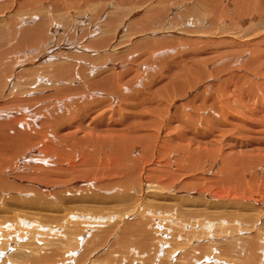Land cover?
<instances>
[{
    "label": "rangeland",
    "instance_id": "374dc122",
    "mask_svg": "<svg viewBox=\"0 0 264 264\" xmlns=\"http://www.w3.org/2000/svg\"><path fill=\"white\" fill-rule=\"evenodd\" d=\"M200 4L202 5V9L199 8L201 11L196 6ZM236 4V0H0V62L3 61L0 67L2 68V70H4L3 73H5L4 75L0 73V80L4 81H2V83H4V85L2 84L4 87H1V89H4V93H2L4 95L0 94V122H4L7 120L8 122H10L11 120L17 119L20 125H18L15 133L18 136L21 135L20 132L25 133L24 131H26L25 134L27 135L29 134V132H31V134L28 136L37 138L39 131H45L42 127V123L45 121L44 119L49 118L47 115H45L49 114L47 109L41 108L43 100L45 101L44 103H54L53 105H56L57 102L59 103V106L62 105V108L65 107V109H68L70 112H73V110H70V107L73 106H69V103L72 102L68 101H73L74 104L76 102H79L81 108L88 106L85 109H89V106L92 105L96 106L95 104L96 102H99V100L102 101L111 98L113 101V95L110 97L111 94L109 95L107 91H105L107 93H105L104 91H98V88L94 89L95 92H90L91 95L93 93L94 94L92 96L89 94V97H87L86 99H84V94L82 93L85 92L84 88L89 82H92L93 80L95 81L97 79L98 82H100V80L108 76L109 78L107 79V81H103H106L109 83V85L113 86H115L118 82L117 87L121 91L123 97L130 98V96L133 95L134 92L138 93L143 89H145L143 92H148V94H150L151 91L153 89H157L159 84L163 81L162 71L164 70L163 68L166 67V64L173 66V63L175 61L177 62L183 59V56L185 55L190 56L194 52L199 53L201 56L203 55L205 58L213 57L214 59H211L212 62H217V65L213 64L212 62H209L208 65H203L204 68H206L205 70H208L207 72L209 74V79L203 80L205 82H197L196 86L198 87L199 91L203 89L205 90L206 86L211 83L219 82L228 74L241 75L245 77V86L257 85L256 88H258V90L252 96V100H250V102L251 104H253L252 107H260V104H264V51H258L254 54L246 51L242 55H234L235 52L237 53V51H240V49H237L234 53L231 52L227 55L226 53H224V56H222L221 52L217 51L222 48L221 45L216 47L211 46L216 44V42L218 44V42L221 40L242 41V43L259 41L264 46V19H261L260 16L256 15L255 13H253L251 17L249 16L241 18L239 16V9H237L239 6L238 4ZM39 22L45 23L46 27L44 26V28L46 32L45 37L41 41L42 43H39L36 47L33 42H30L28 44L25 43V45L24 43H20L17 39L11 37V32L14 31L12 28H14L15 30L17 29L18 32L21 33L23 29H29ZM231 49L232 47H228V51H231ZM46 55L48 57L43 60L42 57ZM249 55L251 57L253 56V58L255 59H258V62L253 65V67H248V64L250 62L249 60L251 58ZM216 56L221 57L216 60ZM233 57H235L236 59ZM259 61H261L260 63L263 64L261 65ZM58 63H72L73 67H75L74 72H77V74H80V69L85 70L88 77H86V80H82L80 76H74L73 73H71L74 79L72 78L73 81H70V83L67 82V84L71 86L80 87V89H82V92L80 90L77 94L76 91H74L75 93L67 96V98L65 96V98H45L47 92L51 91L50 93H53L56 87L66 85L65 81L58 84L55 83L54 86L49 83L51 81L49 79L48 81H46L47 79L41 81V76L44 78V76L47 75L43 72L45 68H50L51 66H55ZM217 69L225 70V72H223L222 75L221 73L220 75H215ZM28 71H35V74L29 73V75L27 74ZM114 73L123 74L124 78L122 79V82H120L119 80L116 82H112V80L115 81L111 78L113 77ZM26 74L29 76H26ZM120 74L119 76H121ZM38 77H40L41 80L38 81ZM146 86H148L147 88H149L151 91L147 90V88H145ZM206 91L207 92L206 95H204V98L213 93L210 90ZM37 94L39 96H37ZM79 94L82 96L78 97ZM213 94L215 95V93ZM23 95H26V97L27 95L29 96L26 98ZM40 95L43 96L40 97ZM18 96L23 100L17 99L19 98ZM72 96H74V98ZM3 97L6 99L3 100ZM32 98L34 100V103H37L39 100L41 104H38L39 102L37 104H33ZM44 98L47 100H45ZM189 98L190 97L187 96L185 98L182 96H176L174 93L173 95H171L168 92L165 94V96L162 97L161 95H158V98L156 97V102L160 101L162 102V104H164V106L166 105L164 108L167 109L168 112L167 115L163 114L161 111L160 113L156 114L162 117L161 119L163 120V118L166 119L167 116H170L172 112L177 109V107L181 108V110L185 114L191 113V109H189L188 107H184ZM15 101L17 102L16 104ZM20 101H22V104L20 103ZM118 101H120V99H118L117 97L115 99V102L111 103V108H109L110 105H108L104 109V112L109 114V116L107 115V118H111V116H113L110 113H112L114 103L117 104ZM77 105L72 109H76ZM171 106L173 107V109ZM243 107L239 106L238 112H240V110L244 111ZM62 108L60 107V109ZM96 108L97 107L92 108V111ZM213 108H215V105H211L210 102L205 101V105L202 106V108H197V110L200 111L201 109V112L203 111L204 116L211 114L215 117L221 118L219 115L213 112ZM42 113H45V116ZM73 113L75 114L76 110H74ZM156 114L154 115L156 119H158L159 117ZM261 116L264 117V115ZM115 119H117V117L112 118V120ZM23 123L25 125L32 126L36 131H34L33 128H30L32 129L31 131L29 130V128H27V130L22 129L21 125ZM71 124L72 126H74L75 123L73 122ZM87 131L88 130L84 132ZM32 132H34V134ZM75 132V135L72 136L77 135L80 138H84L82 134L83 132ZM163 132L164 131L160 132V134H163ZM240 141L242 143L241 145L239 144V146H242L245 142H243L242 140ZM258 142L261 143L262 141ZM34 147L35 145L32 144L29 148V151H34L32 155H36V153L40 154L41 152L38 151L40 150L39 147H35L36 149ZM220 148L223 147L220 146ZM258 148L264 149V146H259ZM245 149H255V146L253 148H242V150ZM29 151H26V157H31L29 156ZM136 154H139V151L136 152ZM15 158H17V160ZM15 158L14 161L5 164L8 167V171L10 173L5 171L4 173H9L7 175L13 176V174H16V170H14L10 166H14V164L17 166L18 164V167L20 166L23 171L20 170V172L18 171L19 173L17 174H19V176H23V173L26 170L24 169V167L28 168V165H30L28 164V162H26L28 158H26V160L24 161H22L21 159L20 164L18 162V156H16ZM151 162L154 163V161ZM217 162L218 161H216L213 165L211 164L212 171L216 170V168L218 167L219 162ZM152 163H147L146 166H150ZM58 165L52 164L49 167L54 168ZM259 166L260 167L253 169V171L256 170L254 171L256 174H252V172H248L250 176L248 175V173L244 174L245 182L250 185V189L253 188V190L251 189L253 191V194L249 198H246V200H248L247 202L253 204V209L251 211L248 210L247 208L249 206L248 204H245V206L239 205L232 210L231 208L224 207L227 205V203L222 200L224 203L222 204L219 212L220 219L215 220L219 223H213L211 219L207 218L208 220L206 219V221L209 222L207 223L210 224L208 225L209 227H205V218L200 219L202 214L199 211H202V208H200L197 203H195L196 206L194 207L186 205L188 204L187 201L180 200V202L178 203V198L185 197L182 195V193H185L192 197H198L197 193L195 192H180L178 193L179 197L176 200H171L172 202H170V200H159L158 203H161L159 205L163 207L160 209L167 208V210L161 212L157 211L158 214L155 213L156 215L149 214L146 216V218L140 216L144 215V212L142 211L143 205L141 204V206H137L135 199L134 201L132 199L128 200L124 198L120 200L117 196H115V199L113 198L114 196H111V199L109 201L106 200V196L110 195V193H108L110 191H94V194L92 195H87L89 193H86L84 191L86 193L85 194L83 193V191H81L76 195L78 197L77 201H82L81 203L63 202L60 200H62V198L69 197V195H61L60 197H56V195L52 194L50 195L54 197L52 199L49 196H43L49 197V200L46 198L48 200L47 202H49L48 205H42L44 202L39 201L36 205H31V207L29 208L26 207L28 205H23V209H19V207L17 206L18 204L11 206V203H8L7 201L4 202V199L2 204L6 208L14 210V213H17L19 211L25 213L17 214V216H23V222L26 226H16L15 224L14 227L17 228H14L12 226L13 228H10L8 234H6L7 231L5 229V231L1 230V233L4 237L0 241V264H12L13 261H7L6 263H4L3 259L5 258L4 260H6L13 253L12 251L17 250L25 243H30V245L32 244L34 248L38 246L39 248H37V251L41 253L44 252L45 249V251H47L48 248H50V245H55V248L58 249L62 248L61 250L59 249V251H61L59 252L61 255L59 257H56V260H58L57 264H248L247 262L241 261L244 259L242 254L243 252L240 248L243 247L242 245L244 242H248L246 239H250L252 237L253 239L251 240H253L255 244L258 245L259 239H254L255 236H259L261 238V235H263L262 237H264V166L262 162ZM212 171H210L209 173L207 172V174L204 175V178H213V174L215 176L217 173L215 171L213 173ZM196 174L197 173L195 172L189 173L187 175L189 178H192L193 176L195 177L198 175ZM256 180L258 182H256ZM21 183L25 184L28 182L25 181ZM209 194H213V192L206 193L204 196L209 197ZM223 194L227 195V193ZM90 200L94 202H89ZM105 200L107 203L105 202ZM227 202L228 204H232V202L230 201ZM154 204L156 205L157 203ZM170 205L172 207H168ZM32 206H35V208H32ZM139 207H141V209ZM198 207L201 210L198 211ZM36 208H38V210ZM50 208H52V210ZM136 208H138V211ZM184 208V212L186 211L190 213L188 214L185 212L186 217L183 216L184 213L182 212ZM189 208L191 210H188ZM194 208L196 210H194ZM165 211H169V214H166ZM170 211L172 213H170ZM178 211L182 213H176ZM134 213L139 214V216H137V219L138 217L141 218V220L138 219L139 221H137V224L145 223V225H147L146 228L148 229V233H151L152 235L154 234L152 243L150 240L151 238L147 241H144V243H148L150 246L153 245L152 250L149 248L150 246H146L148 244H141L142 246L139 245L141 248L138 249V243H135L134 240H139L141 238L139 232H133V234L125 233L122 235V232L120 231V225L124 224L125 220H127L126 218H128L127 222H135L136 215H134ZM197 214L199 215V218ZM232 214H234L233 220H231L228 216ZM10 215L12 214H0V223L4 222L3 216H5L6 218ZM165 216L166 218H163ZM249 217H252V219L254 218V220L257 219L258 222L252 224L249 220ZM258 218L261 220H259ZM7 219H9V217H7ZM131 219L134 221H132ZM240 219L248 220L249 222L242 221ZM119 220H121L122 223H120L121 221ZM165 221L169 224V226L165 223ZM59 222H61L62 225ZM181 222L187 227H179V224ZM75 224L80 229H78L76 226L74 227ZM82 224H86L87 226H83ZM73 228L76 230H74ZM75 232L76 235L74 234ZM10 233L13 234L9 237ZM120 234L122 236L125 235L128 237L134 236V240L128 243L129 245H119L118 238L121 236ZM92 237H95V242H97V244L94 242L89 243L90 238L91 240L93 239ZM238 238L241 243L237 244L235 241ZM244 239L245 241H243ZM202 243L204 244L202 245ZM233 245L236 246V250L233 253L235 258L226 256L225 254H222V252H218L221 249L233 247ZM40 247L42 249H40ZM206 247H210V249H207ZM213 247H216V250H218L217 253L215 252L218 255L214 253L215 249L213 250ZM261 247H264V245L262 244ZM86 248H88L89 251L85 253L84 251H86ZM67 249H69L70 251ZM196 249L199 250L198 253ZM74 250H76L77 252H75ZM200 250H202V253ZM73 253L74 255L71 257L70 255ZM183 253L185 255L187 254V256H189V253H191L190 255L193 257L190 256L189 259L188 257H185ZM212 253H214L213 256ZM238 254L242 256L240 257L239 255L241 259L237 257ZM206 256H210V258H206ZM194 257L195 261L193 260ZM201 258L203 260H201Z\"/></svg>",
    "mask_w": 264,
    "mask_h": 264
},
{
    "label": "bare ground",
    "instance_id": "6f19581e",
    "mask_svg": "<svg viewBox=\"0 0 264 264\" xmlns=\"http://www.w3.org/2000/svg\"><path fill=\"white\" fill-rule=\"evenodd\" d=\"M236 3L239 6L237 9H239V12H240L239 16L241 18L249 17V16L251 17V15L255 13L256 15L260 16L261 19H264V0H247V1L236 0ZM201 4L196 5L198 9L199 8L202 9L201 6L203 4L202 5ZM44 26H45L44 22H39L29 29H23L21 33H19L17 29L15 30L14 28H12L14 31L11 32V37L17 39L18 42L24 43V44L33 42L36 47L39 43H42L41 41L45 37L46 30ZM219 45H221L222 48L217 51H220L222 56H224V53H226V55L231 52L234 53L235 50L237 49H240V51H237V53L235 52L234 55H242L246 51H249L251 54L257 53L258 51H264V46L259 41H251V42L242 43V41L240 42V41H232V40H221L218 42V44L216 42V44L211 45V46L216 47ZM228 47H232L233 50L231 49V51H228ZM46 57L48 56L46 55L42 57V59L45 60ZM216 57H217L216 60H218V58H220L221 56H216ZM211 59H214V58L213 57L205 58L203 55L201 56L199 53L194 52L190 56L185 55L183 56V59L177 62L175 61L173 63V66L166 64L165 65L166 67H164L163 68L164 70L162 71L163 81L159 84L157 89H153L151 91L149 88H147L148 86H146L145 88L151 91L150 94H148V92H143L145 90L143 89L139 91L138 93L134 92L133 95L130 96V98H126L122 96L121 91L117 87L118 82L115 86L109 85V83L106 82L109 76L104 77L105 79L103 78L102 80L99 79L100 82H98V79L95 81L93 80L92 82H89L88 84L90 83L91 84L90 85L86 84L84 88L85 92H82V89H80V87L71 86L67 84V82L70 83V81H73L72 80L73 75L80 76L82 80L84 79L86 80V77H87L84 69L82 70L80 69V74H77V72L75 73L74 72L75 67H73L72 63H58L55 66H51L50 68L46 67L45 70L43 69L44 71L43 70L42 71L46 73L47 75L44 76V78L41 76L42 80L40 79V77H38V81L39 80L43 81L45 79H47L46 81H48L49 79L51 80L49 83H51L53 86L55 83L58 84L63 81L66 82V85L56 87L55 91L54 92L52 91L53 93H50L51 91L47 92L45 95V98L53 97L54 99V97L60 98L64 96L67 98V96L74 94L75 93L74 91H76V93L78 94V91L81 90V92L84 94L83 95L84 99H86L87 97H89L88 96L89 94L91 95L90 92H95L94 89L98 88L99 89L98 91H104V92L107 91L109 95L111 94L110 97L113 95L114 100L112 101L111 98L102 100V101L99 100V102H96L95 100L96 106L92 105V106H89V109L88 108L85 109L88 106L81 108L80 107L81 105L79 102L75 101L76 103L74 104L73 101H68L69 100L68 99L67 100L68 102L73 103V104L69 103L70 104L69 106H73V107H70V110H73V112L74 110H76V113L74 114L73 112H70L68 109L66 110L65 107H63L64 108L63 109L62 105L59 106V103L57 102H56V105H53L54 103L53 104H49V102L44 103L45 101L42 99L43 104L41 108L47 109V111L49 112V114H45V113H42V114L47 115L49 118L48 119L43 118L45 121L42 123L43 124L42 127H43V130L45 131L44 132L39 131L37 138H32L28 136L31 134V132H29V134L27 135L25 134L26 131H24L25 133L20 132L21 135L18 136L15 133V130L18 128V125H20L17 119L11 120L10 122H8V120L4 122H0V214L1 215L12 214L10 216H7L9 217V219L3 216L4 222L0 223V241L4 237L3 234L1 233L4 229L7 231L6 234H8L10 228H13L15 224L16 226L17 225L26 226L23 222L24 220L23 216L22 217H20V215L19 217L17 216V214H25V213L19 210H17L19 212L14 213V210L12 209L10 210L6 208L2 204L4 199H5L4 202L7 201L8 203H11V206L18 204L17 206L19 207V209H23V205H28L26 207L29 208L31 207V205H36L37 202L39 201L44 202L42 205L44 204L48 205L49 204V202H47L49 200L48 198L49 197L51 199L54 198L53 196H50L52 194L56 195V197L57 196L60 197L61 195H64V196L69 195V197L62 198V200H60L63 202H71V203L80 202L81 203L82 201H77L78 197L76 196L81 191H83V193L85 192L89 193L87 195L94 194V191H105V192L110 191L108 192L110 193V195L106 196V200L109 201L111 199V196H114L113 197L114 199L116 198L115 196H117L118 199L120 200L124 198L128 200L132 199L134 201L135 199L137 206L138 205L141 206V204L143 205L142 211L144 212V215H140V216H142L143 218H146V216L149 214H155V213L158 214L157 211L161 212V211L167 210V208L160 209L163 207L159 205L161 204V203H158L159 200L161 199L170 200V202H172L171 200L173 199L176 200L179 197L178 193L180 192L181 193L182 192H195L197 193L198 197H195V196L192 197L185 193H182V195L185 197L178 198L179 200L178 203L180 202V200L187 201L188 204L186 205H190L191 207L196 206L195 203H197V205H199L200 208H202V211H199L201 210L199 207H198L199 209L198 208L197 209L202 214L200 219L205 218L204 220V224H206L205 227L206 226L209 227L208 225H210V224H207L209 223L208 221H206L207 218L211 219L213 223L217 222L215 220L220 219L219 212L222 207V204L224 203L222 200H224L225 203H227V205L224 207H228L233 210L235 207H238L239 205L245 206V204H248L249 207L248 208L246 207V208L251 211L253 209V204L247 202L248 200H246V198H249L253 194V191H252L253 188H251L252 189L251 190L250 185L245 182L244 174L248 172L250 173L252 172V174L255 173L254 171L256 170L253 171V169L260 167L259 165L261 164V162L264 166V149L258 148L259 146H264V117L261 116V115H264V104H260V107L258 106L252 107L253 104H251L250 100H252V96L258 90V88H256L257 85L245 86V83H244L246 81L245 77L241 75H237V74H228L224 79L220 80L219 82L211 83L206 86L205 90L203 89L199 91L198 87L196 86L197 82L209 79V74L207 72L208 70L206 71L205 70L206 68H204V66L206 64L208 65L209 62H212ZM257 60L258 59H255L252 56L249 60L250 62L248 64V67H253V65H255L258 62ZM260 62L261 61H259V63ZM2 63L3 61L0 62V65H2ZM212 63L216 64L217 62L213 61ZM3 71L4 70H2V68L0 67V73H2V75L5 74L3 73ZM34 72L35 71H30V72L28 71L27 74L29 73L35 74ZM223 72H225V70L217 69V72H215L216 73L215 75H220V73L222 75ZM71 73H73V75ZM27 74L26 76L30 75V74L29 75ZM119 74H115V73L113 74V77L111 78L114 79L115 81L112 80V82H116L118 80L122 82V79L124 78V76L123 74H120L121 76H119ZM0 78H1V75H0ZM103 80H106V81H103ZM2 81L3 80H0V94L4 95L2 94L4 93V89L3 88H2L3 90L1 89V87L4 85ZM5 87H6V84H5ZM206 90H210L211 92L215 93V95L211 93L209 94V96L204 98V95H206V92H207ZM167 92L170 93L171 95H173L174 93L176 96H182L184 98L186 96L190 97L185 103L184 107H188L189 109L192 110V112L185 114L181 110V108L177 107V109H175L172 112V114L170 113L171 115L169 114L170 116H167L166 119L163 118L162 120L161 119L162 117H160L156 113H160L161 111L163 114L167 115L168 110L164 108L166 105L164 106L162 102H160L159 100H158L159 102H156V97L158 98V95H161V97L165 96ZM43 95H40V97ZM28 96L29 95H27V97ZM37 96L39 95L37 94ZM80 96L82 95L79 94L78 97ZM116 96L118 97V99H120V101H118L117 104L114 103V108L112 106L113 108L112 113H110L113 116H111V118H107V115L109 116V114L104 112V109L108 105H110L109 108H111V103L115 102V99L117 98ZM24 97H26V95ZM72 97L74 98V96ZM26 98H25V101H26ZM4 99L6 98L3 97V100ZM17 99L23 100L21 97ZM205 101L210 102L211 105H215V108H213L214 109L213 112L219 115L221 118L215 117L211 114L204 116L203 111L201 112V109L200 111L197 110V108L198 109L199 107L202 108V106L205 105ZM21 102L22 101H20V103ZM38 102H37L38 104H41L39 100ZM16 103L17 102L15 101V104ZM37 103H34V100H33V104H37ZM76 105H77V108L72 109V108H75L74 106ZM239 106H242V107L244 106L243 107L244 111L240 110V112H238ZM60 107L62 109H60ZM95 107L97 108L92 111V108H95ZM154 114L158 115V117L161 120L159 118L156 119ZM114 117H117V119L112 120V118ZM73 122L75 123L74 126H72L71 124ZM21 126H22V129L24 130H27V128H29V130L31 131L32 129L30 128H33L32 126L25 125L24 123ZM74 130L77 132L78 131L83 132L82 134L84 138L82 137L80 138L77 135L72 136V135H75L76 133ZM86 130L88 131L84 132ZM151 130L154 132H152ZM34 131L36 130L34 129ZM162 131H164L163 134H160V132ZM10 132L11 133L14 132V133L11 134ZM32 133L34 134V132ZM239 139L245 142L242 146H239V144L241 145L242 143ZM258 141H262V142L260 143ZM32 144H34L35 147H39L40 150L38 149L37 150L41 152L40 154L36 153V155H32L34 151H29V148ZM220 146L223 148H220ZM254 146H255V149L242 150L243 147L253 148ZM31 150H32V147H31ZM26 151L30 152L29 156L31 157H26L25 155ZM138 151H139V154H136V152ZM16 156H18L19 158L18 160L19 164L21 163L20 161L21 159L22 161H24L26 160V158H28L26 162H28V164L30 165H28V168L24 167V169L26 170L24 171L23 176H19V174H17L20 172V170H22L20 166L18 167V164L17 166L15 164L14 166H10L14 170H16L15 172L17 176L16 174H13V176H16V177H13L11 175H7L10 172L8 171V167L5 164H8L14 161V158ZM15 159L17 160V158ZM151 161H154V163H152ZM216 161L219 162V165L216 168V170L212 171V165ZM32 163L34 164V166ZM147 163H152V164L150 166H146ZM52 164H57V165L59 164V165L57 167L50 168L49 166H51ZM4 171L9 172V173H4ZM210 171H212L213 173L215 171L217 174L215 176L213 174V178L211 179L206 178L207 179L206 180L204 178V175L207 174V172L209 173ZM195 172L198 174V175L196 174L197 176L195 177L193 176L192 178L188 177L187 174L195 173ZM248 175L250 176L249 173ZM25 181L28 183H25V184L21 183ZM256 182L258 181L256 180ZM209 192H213V194H209V197L204 196L206 193H209ZM223 193H227V195ZM96 195H95V198H96ZM43 196H49V197H43ZM92 200H95V199H92ZM227 201L232 202V204H228ZM89 202H94V201L90 200ZM154 203H157L156 204L157 206ZM168 207H172V206L170 205ZM32 208H35V206H32ZM38 208L36 209L38 210ZM139 208L141 209V207ZM190 208L188 210H191ZM50 209L52 210V208ZM136 209L138 211V208ZM184 210L185 208L183 209V211L181 210L184 213L183 216H185V212H186V211L184 212ZM194 210L196 209L194 208ZM171 211L170 213H172ZM179 211L176 213H180ZM165 212L166 214H169L168 213L169 211L168 212L165 211ZM134 215H136L135 222H132V223L129 221L127 222L128 218H126L127 220H125L124 224L120 225L121 226L120 231L122 232V235L125 233L133 234V232H139L141 238L139 240H134V236L128 237L125 235L122 236L120 234L121 236L118 238L119 245L124 246L132 242L133 240L135 241V243H138L137 246L141 244H148V243H144V241H147L150 238H151L150 239L151 243L153 242L154 234L152 235L151 233H148V229L146 228L147 225H145V223L137 224L138 223L137 221L141 220V218L138 217L139 219L138 220L137 216H139V214L134 213ZM228 216L230 217L231 220H233L234 214L228 215ZM163 218H166V216ZM198 218H199V215H198ZM249 220L251 221L252 224L258 222L257 219L254 220V218L252 219V217H249ZM242 221L249 222L248 220H244V219ZM120 223H122V221ZM165 223L169 226V224L166 221ZM75 226L76 224L74 225V227ZM181 226L187 227L182 222L179 224V227ZM14 228H17V227H14ZM12 234L10 233L9 237ZM74 234L76 235V232ZM70 236H73V235H70ZM262 236L263 235H261V238L259 236L258 237L255 236L254 238V239H259L258 245H256L255 242L251 240L253 239L251 236H250L251 237L250 239H246L248 242L247 243L244 242L242 245L243 247L240 248L243 252L242 254H243V259H244L241 261L247 262L248 264H264V247H261L262 244L264 245V237ZM92 238H93L92 240L90 238L89 243L94 242L97 244V242H95V237H92ZM243 241H245V239ZM235 242L237 244L241 243L239 238ZM154 244H157V243H154ZM203 244L204 243H202V245ZM146 246H150V245L148 244ZM156 247H155V250H156ZM235 247L236 246L233 245V247H229L225 249L220 248L221 250L219 251L216 250V247L215 248L213 247V250L215 249L214 253L215 252L217 253L218 251L220 253L222 252V254H225L226 256H231L235 258V256L233 255V253L236 250ZM37 248L39 247L37 246L36 248H34L32 244L30 245V243H25L24 245L19 247L17 250L12 251L13 253L6 260H4L5 259L4 258L3 262L6 263L7 261H10V262L13 261L12 264L14 263L15 264L16 263L17 264H57L58 260H56V257H59L61 255L59 253L61 252L59 251L60 248L58 249V248H55V245L54 246L50 245V248H48L47 251H45L46 249L45 250L43 249L44 252L42 253L37 251ZM140 248L141 247L139 246L138 249ZM149 248L152 250L153 245H151ZM40 249L42 248L40 247ZM207 249H210V247ZM85 250H86L84 251L85 253L89 251L88 248H86ZM134 250H135V247H134ZM74 251L77 252L76 250ZM142 251H145V250H142ZM198 251L199 250H197V253ZM200 251L202 253V250ZM214 253H212V256L214 255ZM190 254L191 253H189V256H187V254L186 255L184 254V255L185 257L189 258L191 256ZM73 255L74 253L71 254L70 256L72 257ZM239 255L240 254L236 256L238 258L242 257L241 255L239 257ZM206 258H210V256L209 257L206 256ZM194 259L195 257L193 258V260ZM201 260L203 259L201 258ZM58 264H62V263H58Z\"/></svg>",
    "mask_w": 264,
    "mask_h": 264
}]
</instances>
